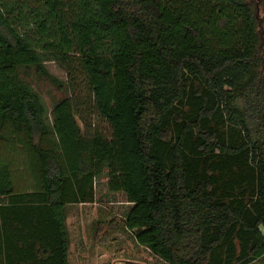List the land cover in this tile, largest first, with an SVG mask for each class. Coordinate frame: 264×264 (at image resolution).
Instances as JSON below:
<instances>
[{
  "label": "trees",
  "instance_id": "trees-1",
  "mask_svg": "<svg viewBox=\"0 0 264 264\" xmlns=\"http://www.w3.org/2000/svg\"><path fill=\"white\" fill-rule=\"evenodd\" d=\"M258 28L243 0H0V264H71L67 208L104 165L165 264L263 263ZM47 62L83 78L111 139L71 99L49 123L19 72Z\"/></svg>",
  "mask_w": 264,
  "mask_h": 264
},
{
  "label": "rangeland",
  "instance_id": "rangeland-1",
  "mask_svg": "<svg viewBox=\"0 0 264 264\" xmlns=\"http://www.w3.org/2000/svg\"><path fill=\"white\" fill-rule=\"evenodd\" d=\"M256 14L261 43H264L262 0H243ZM263 53V51H262ZM20 79L38 94L46 109L49 123L52 112L62 101L71 99L76 105V120L85 136L100 134L111 139V126L99 117L85 82H70L69 74L58 63L47 62L42 71L36 67L21 68ZM171 132L167 133V137ZM109 169L101 167L93 183V202L67 208L71 264H165L148 249L138 245L135 233L125 228L124 220L132 204L123 193H112L108 187ZM3 259L0 254V261ZM261 264H264L261 263Z\"/></svg>",
  "mask_w": 264,
  "mask_h": 264
},
{
  "label": "flooded vegetation",
  "instance_id": "flooded-vegetation-1",
  "mask_svg": "<svg viewBox=\"0 0 264 264\" xmlns=\"http://www.w3.org/2000/svg\"><path fill=\"white\" fill-rule=\"evenodd\" d=\"M263 1V0H262Z\"/></svg>",
  "mask_w": 264,
  "mask_h": 264
}]
</instances>
